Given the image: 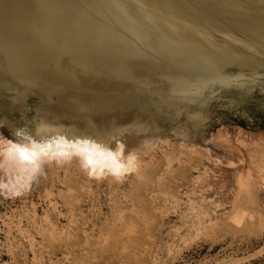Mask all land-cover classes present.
Listing matches in <instances>:
<instances>
[{"label":"rangeland","instance_id":"374dc122","mask_svg":"<svg viewBox=\"0 0 264 264\" xmlns=\"http://www.w3.org/2000/svg\"><path fill=\"white\" fill-rule=\"evenodd\" d=\"M256 87L216 89L190 111L148 105L114 136L138 158L120 182L90 178L73 160L45 165L29 185L16 158L0 157V182L21 191L0 194V264H264V83ZM14 96L0 94L8 139L45 103L28 94L21 111ZM146 136L149 150L139 146Z\"/></svg>","mask_w":264,"mask_h":264},{"label":"bare ground","instance_id":"6f19581e","mask_svg":"<svg viewBox=\"0 0 264 264\" xmlns=\"http://www.w3.org/2000/svg\"><path fill=\"white\" fill-rule=\"evenodd\" d=\"M263 83L264 0H0V94L21 111L37 95L38 120L69 136L114 146L148 105L176 113Z\"/></svg>","mask_w":264,"mask_h":264},{"label":"clouds","instance_id":"9594fccd","mask_svg":"<svg viewBox=\"0 0 264 264\" xmlns=\"http://www.w3.org/2000/svg\"><path fill=\"white\" fill-rule=\"evenodd\" d=\"M31 126L18 127L14 139L0 137V157H14L24 166L30 185L45 173V165L78 162L79 168L90 178L104 180L111 177L120 182L133 168L136 150H127L125 143L115 145L89 135L69 136L61 129L71 125L36 120ZM0 194L20 195L10 190L7 180L0 182Z\"/></svg>","mask_w":264,"mask_h":264}]
</instances>
